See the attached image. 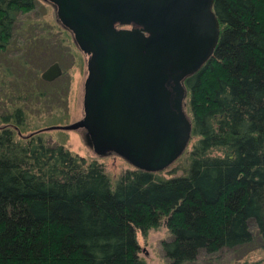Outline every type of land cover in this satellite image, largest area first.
<instances>
[{
    "label": "trees",
    "instance_id": "obj_1",
    "mask_svg": "<svg viewBox=\"0 0 264 264\" xmlns=\"http://www.w3.org/2000/svg\"><path fill=\"white\" fill-rule=\"evenodd\" d=\"M35 6L0 0V111L10 109L0 113V264H148L137 235L161 224L168 264L255 237L264 250V0L213 2L217 46L184 80L195 140L183 172L132 166L116 181L101 163L18 132L24 107L49 97L29 58L33 44L24 45L34 36L12 44Z\"/></svg>",
    "mask_w": 264,
    "mask_h": 264
},
{
    "label": "water",
    "instance_id": "obj_2",
    "mask_svg": "<svg viewBox=\"0 0 264 264\" xmlns=\"http://www.w3.org/2000/svg\"><path fill=\"white\" fill-rule=\"evenodd\" d=\"M87 55L83 116L49 129L81 130L97 156L158 172L186 150L192 123L184 80L217 46L214 0H44ZM62 74L57 62L44 81Z\"/></svg>",
    "mask_w": 264,
    "mask_h": 264
},
{
    "label": "rangeland",
    "instance_id": "obj_3",
    "mask_svg": "<svg viewBox=\"0 0 264 264\" xmlns=\"http://www.w3.org/2000/svg\"><path fill=\"white\" fill-rule=\"evenodd\" d=\"M57 22L53 6L44 0H36L35 8L22 15L16 24L12 44L21 47L27 33L34 36L24 45L33 44L28 53L29 58L32 65L37 66L39 70V87L49 93L48 99L43 103L33 102L36 105L24 107L25 124L18 132L21 136L41 134L53 145L60 144L73 154L95 160L102 164L109 178L116 181L125 170L132 169V165L114 154L97 156L85 145L79 129H49L55 125H68L82 118L83 87L87 76V55L74 44L72 34ZM53 62L60 65L62 74L53 81H44L41 73ZM5 111H10L9 107H5L0 113ZM190 140L184 153L162 171V175L183 172L182 168L187 165L188 154L195 138ZM137 236L141 256L148 264H168L162 250V242L167 240L170 234L164 224L150 229L145 237L140 233ZM192 264H264V250L259 238L255 237L250 244L235 249H222L212 255L202 252Z\"/></svg>",
    "mask_w": 264,
    "mask_h": 264
},
{
    "label": "flooded vegetation",
    "instance_id": "obj_4",
    "mask_svg": "<svg viewBox=\"0 0 264 264\" xmlns=\"http://www.w3.org/2000/svg\"><path fill=\"white\" fill-rule=\"evenodd\" d=\"M68 31V30H67ZM71 33V32H70Z\"/></svg>",
    "mask_w": 264,
    "mask_h": 264
}]
</instances>
